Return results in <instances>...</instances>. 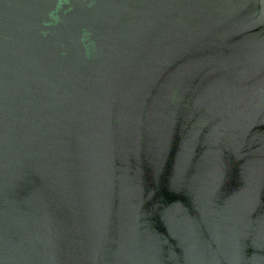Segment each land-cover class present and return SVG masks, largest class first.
<instances>
[{"label": "water", "instance_id": "water-1", "mask_svg": "<svg viewBox=\"0 0 264 264\" xmlns=\"http://www.w3.org/2000/svg\"><path fill=\"white\" fill-rule=\"evenodd\" d=\"M0 264H264V0H0Z\"/></svg>", "mask_w": 264, "mask_h": 264}]
</instances>
